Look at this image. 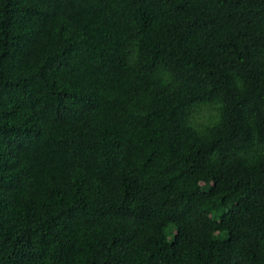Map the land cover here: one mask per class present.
Instances as JSON below:
<instances>
[{
    "label": "trees",
    "instance_id": "16d2710c",
    "mask_svg": "<svg viewBox=\"0 0 264 264\" xmlns=\"http://www.w3.org/2000/svg\"><path fill=\"white\" fill-rule=\"evenodd\" d=\"M0 264H264V0H0Z\"/></svg>",
    "mask_w": 264,
    "mask_h": 264
},
{
    "label": "clouds",
    "instance_id": "9594fccd",
    "mask_svg": "<svg viewBox=\"0 0 264 264\" xmlns=\"http://www.w3.org/2000/svg\"><path fill=\"white\" fill-rule=\"evenodd\" d=\"M235 86L237 90H242L243 82L238 81ZM225 108L226 105L223 99L209 101L198 112L190 115L189 120L185 123V127L198 138L207 135L222 126ZM250 155L248 154L243 158H248Z\"/></svg>",
    "mask_w": 264,
    "mask_h": 264
}]
</instances>
